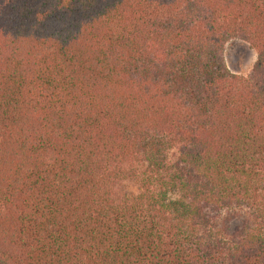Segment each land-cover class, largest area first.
I'll return each mask as SVG.
<instances>
[{
	"label": "trees",
	"instance_id": "obj_1",
	"mask_svg": "<svg viewBox=\"0 0 264 264\" xmlns=\"http://www.w3.org/2000/svg\"><path fill=\"white\" fill-rule=\"evenodd\" d=\"M0 264H264V0H0Z\"/></svg>",
	"mask_w": 264,
	"mask_h": 264
},
{
	"label": "rangeland",
	"instance_id": "obj_2",
	"mask_svg": "<svg viewBox=\"0 0 264 264\" xmlns=\"http://www.w3.org/2000/svg\"><path fill=\"white\" fill-rule=\"evenodd\" d=\"M254 58L255 52L253 48L244 40L233 38L224 45L223 59L227 68L233 73L246 75ZM123 186L125 190H133L136 184L133 181H126ZM227 217H229L232 226L240 222L238 214H229Z\"/></svg>",
	"mask_w": 264,
	"mask_h": 264
}]
</instances>
